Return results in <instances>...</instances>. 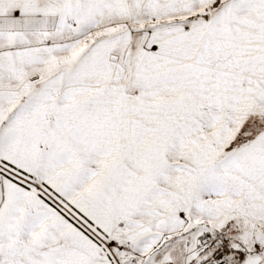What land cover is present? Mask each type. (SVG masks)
<instances>
[{
  "label": "snow or ice",
  "instance_id": "obj_1",
  "mask_svg": "<svg viewBox=\"0 0 264 264\" xmlns=\"http://www.w3.org/2000/svg\"><path fill=\"white\" fill-rule=\"evenodd\" d=\"M0 264H264V0H0Z\"/></svg>",
  "mask_w": 264,
  "mask_h": 264
}]
</instances>
